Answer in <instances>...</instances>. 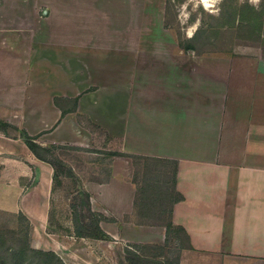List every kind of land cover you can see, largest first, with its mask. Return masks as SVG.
<instances>
[{"label": "crops", "instance_id": "crops-1", "mask_svg": "<svg viewBox=\"0 0 264 264\" xmlns=\"http://www.w3.org/2000/svg\"><path fill=\"white\" fill-rule=\"evenodd\" d=\"M143 10L139 0H0V210L67 253L48 229L54 168L21 133L88 147L84 115L118 152L104 181L83 183L114 219L99 222L110 239L70 230L97 252L85 264H108L120 241L165 240L164 223L132 217L151 184L175 195L166 213L182 228L179 264H264V51L180 46L161 14ZM130 155L148 159L151 184L134 177ZM113 261L126 264L123 244Z\"/></svg>", "mask_w": 264, "mask_h": 264}, {"label": "rangeland", "instance_id": "rangeland-1", "mask_svg": "<svg viewBox=\"0 0 264 264\" xmlns=\"http://www.w3.org/2000/svg\"><path fill=\"white\" fill-rule=\"evenodd\" d=\"M139 3L142 13L145 11L143 9H150L161 14L164 26L172 32L174 40L180 46L191 47L196 51H223L236 46L237 43H247L258 45L264 51V0H259L255 5L250 0H220L210 9H206L200 0H139ZM193 25L198 26L193 37L189 39L186 33ZM63 100L68 107H73L74 99ZM78 121L82 127L89 129L95 135L93 143L88 147L47 143L35 149L39 156L50 162L54 168V187L50 200L48 229L63 234L59 238L60 244L67 246L68 251L67 253L54 251V253L65 264L93 262L97 254L92 248L81 247L82 244H86L83 239L68 237L70 230L74 232V212L77 213L78 220L75 223L83 232L82 236L95 238L93 236L99 235V230L96 228L97 223L99 224L100 221L114 222L111 216L104 215L102 206H99L102 203L96 199L95 194L83 189V183L104 181L108 177L110 161L118 154L114 150L115 138H111L104 129L84 115H80ZM1 125H4L2 119H0ZM34 136L36 140L37 135ZM129 158L134 177L145 180L147 185L151 182L150 179L154 180L151 176L154 173L148 170L150 166L148 159L131 155ZM151 186L143 188V194L137 193L136 196L138 198L141 196L144 203H147V208L144 207L142 211L136 209L132 217L140 220L142 218L139 214L146 212L149 216L147 221L153 225H157L160 221L166 225L168 224L166 206L175 195L168 188H154L152 184ZM136 200L139 203V199L136 198ZM132 217L130 216L129 219ZM169 232V237H165V240L161 242L120 241L118 249L109 248L107 253L110 257L105 256L104 260L112 264L116 252L121 253V244H123L126 264L129 262L126 260L124 249L128 245L138 247L141 255V259H133L134 264H168L167 262H171L175 256H179V247L182 243L173 240L174 236L180 237V229L171 227ZM17 236L34 248L52 250L43 247L47 241H52L51 235L44 234L42 240V233L37 232L21 214L0 210V255L8 247L18 243ZM229 259L218 258V262L228 264ZM205 260L207 261L206 258ZM231 261L233 264L237 260ZM1 262L0 259V264H8V260L5 263Z\"/></svg>", "mask_w": 264, "mask_h": 264}, {"label": "trees", "instance_id": "trees-1", "mask_svg": "<svg viewBox=\"0 0 264 264\" xmlns=\"http://www.w3.org/2000/svg\"><path fill=\"white\" fill-rule=\"evenodd\" d=\"M22 136L26 142V144L29 146V148L38 156L39 154L35 151L36 147H39V145L35 141V136L29 135L26 131H22ZM55 176V174H54ZM23 218L26 219L24 215L21 214ZM74 220V232L77 235H83V232L77 227L78 225L77 220L78 216L77 213L74 212L73 215ZM76 222V223H75ZM166 231H165V237H169L170 232L169 229L171 227H176L182 231V228L180 226L172 225V223H168L165 225ZM96 228L99 230V235H95L93 237L95 238H110L107 233H105L97 223ZM18 240V243L15 246L8 247L6 251H3V253L0 255V259L2 260L1 263H5L8 260V264H65L61 258H59L54 251L52 250H44V249H38L30 246V244L26 241H23L20 237L17 236L16 238ZM20 240V241H19ZM136 246V245H134ZM125 253H126V260L129 262V264H134L133 259H141V255L139 253L138 247H133L130 245L125 247ZM179 255V254H178ZM168 264H179V256H175L174 259L171 262H167Z\"/></svg>", "mask_w": 264, "mask_h": 264}, {"label": "clouds", "instance_id": "clouds-1", "mask_svg": "<svg viewBox=\"0 0 264 264\" xmlns=\"http://www.w3.org/2000/svg\"><path fill=\"white\" fill-rule=\"evenodd\" d=\"M201 2L204 4L206 9H210L212 7V5L218 4L220 2V0H201ZM251 3L258 4L259 0H250ZM218 11V10H217ZM198 25H193L192 28H190L186 35L187 38L191 39L194 35L195 29Z\"/></svg>", "mask_w": 264, "mask_h": 264}, {"label": "bare ground", "instance_id": "bare-ground-1", "mask_svg": "<svg viewBox=\"0 0 264 264\" xmlns=\"http://www.w3.org/2000/svg\"><path fill=\"white\" fill-rule=\"evenodd\" d=\"M201 1V0H200ZM204 5V4H203Z\"/></svg>", "mask_w": 264, "mask_h": 264}]
</instances>
